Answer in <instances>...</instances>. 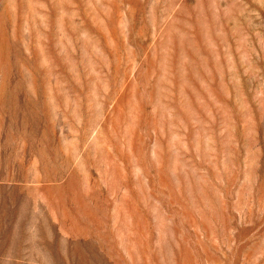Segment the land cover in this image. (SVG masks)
<instances>
[{"label": "rangeland", "instance_id": "obj_1", "mask_svg": "<svg viewBox=\"0 0 264 264\" xmlns=\"http://www.w3.org/2000/svg\"><path fill=\"white\" fill-rule=\"evenodd\" d=\"M0 264H264V0H0Z\"/></svg>", "mask_w": 264, "mask_h": 264}]
</instances>
